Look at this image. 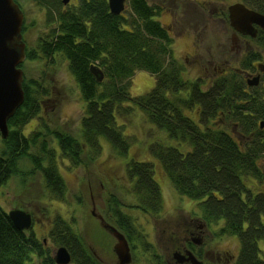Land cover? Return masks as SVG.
I'll list each match as a JSON object with an SVG mask.
<instances>
[{
    "label": "trees",
    "instance_id": "16d2710c",
    "mask_svg": "<svg viewBox=\"0 0 264 264\" xmlns=\"http://www.w3.org/2000/svg\"><path fill=\"white\" fill-rule=\"evenodd\" d=\"M18 1L13 0L19 6ZM29 1L45 9L49 30L25 50V62L52 65L55 57L65 60L85 102L84 116L77 137L47 124L25 135L51 92L47 83L23 73V103L7 122V137H0V187L12 177L23 179L22 174L34 173L30 166L41 177L44 193L63 199L66 188L58 157L72 167L80 166L83 156L99 153L101 140L117 156L125 157L130 143L117 119L139 109L168 139L180 144L181 149L160 143L149 146L175 193L196 201L198 217L206 224L222 221L221 232L238 239L234 264H264L257 245L264 242V191L252 184L264 178L259 168L264 165V125L259 127L264 124V87L247 91L235 71L216 79L205 91L199 82L183 79L172 56V38L154 20L164 8L152 0H127V11L119 15L109 12L107 0H76L68 8L62 0ZM239 2L264 15V0ZM255 41L264 48V32ZM253 60L247 55L242 68L249 70ZM91 67L102 73L101 82ZM139 71L152 75L155 84L143 96H132L130 79ZM192 109L198 123L184 112ZM217 115L230 121L232 131L212 125ZM125 167L131 191L138 198L137 209L156 214L161 199L152 163L130 160ZM114 202L109 210L116 229L129 243L140 241L130 217ZM49 237L55 247L68 251L73 264H100L61 217L55 218ZM142 244L154 255L151 245ZM0 264H54L49 249L33 235L17 230L1 206Z\"/></svg>",
    "mask_w": 264,
    "mask_h": 264
},
{
    "label": "rangeland",
    "instance_id": "374dc122",
    "mask_svg": "<svg viewBox=\"0 0 264 264\" xmlns=\"http://www.w3.org/2000/svg\"><path fill=\"white\" fill-rule=\"evenodd\" d=\"M76 2L69 0L64 8L71 7L77 4ZM152 3L164 8L154 20L161 23L172 38L171 52L176 65L182 70L184 79L199 82L201 90L205 91L220 78L219 69H227L228 74L225 76L232 75L235 69H243L241 63L247 55L255 59L254 64L259 62L264 65V48L255 40H248V47L245 48L244 45L241 50L238 48L239 43L232 44V30L222 15L230 5L243 4L239 0H212L206 5L202 14L195 0H152ZM18 4L24 17L25 31L22 32V40L27 48H32L38 36L49 30L45 27L46 12L33 1L19 0ZM125 9L127 11V4ZM22 66L26 77L47 83L51 92L50 99H46L44 103V110L29 122L24 134L34 128L38 129L41 124H47L52 130L77 137L80 121L84 116L85 102L80 97L65 60L55 57L52 65L24 61ZM249 70L251 71V68ZM260 80L259 91L264 87V73L260 74ZM154 84L155 78L152 75L136 72L130 79V94L143 96L154 87ZM183 94L181 92V95ZM184 112L194 121L199 122V118L193 115V109ZM117 123L123 125L124 134L127 135L130 143L125 157L117 156L110 144L101 139L99 153L93 155L90 152L89 157L83 156L81 159L83 163L80 166L72 167L67 162H61L58 157V171L66 188L63 199L59 200L45 194L41 177L31 170L30 166L28 169L34 173L22 174L23 179L19 176L12 177L0 187L2 209L6 212L22 209L30 213L34 225L31 231L26 233L32 232L34 237L49 249L51 257L57 247L52 243L49 231L55 218L61 217L79 234L97 260L102 264H117L112 252L115 240L99 227V222L94 218L101 217L105 223L116 228L115 220L109 210L110 203L115 200L118 201L120 211L130 217L134 234L140 240L132 242L134 251L131 264L155 263L148 261L149 259L154 261L153 255L148 253L146 246L142 244L154 245L156 239L153 236L156 233L158 236L157 229L146 224L149 219L159 220L160 229L176 228L175 223L192 218L193 215L200 219L197 202L175 193L160 163L149 153V146L155 143L170 145L177 149H181L180 144L168 139L166 134L152 125L139 109H135L128 117L118 118ZM212 125L227 132L232 131L231 127H233L224 115H217ZM130 160L152 163L153 178L158 185L161 199V208L155 212L156 214H145L136 207L138 198L132 193L131 184L126 176L125 164ZM259 168L264 170L263 163ZM252 184L264 191V178L261 183L252 180ZM222 224L218 221L207 226L213 232L212 236H207L208 257L215 260L216 253L212 247L215 244L217 251L232 257L227 262L223 259V263L218 262V264H234L239 251V242L235 236L220 231ZM157 241L162 248L161 239ZM257 245L263 256L264 242L260 241ZM153 249L155 252L151 250L152 254H161L156 245Z\"/></svg>",
    "mask_w": 264,
    "mask_h": 264
},
{
    "label": "water",
    "instance_id": "95a60500",
    "mask_svg": "<svg viewBox=\"0 0 264 264\" xmlns=\"http://www.w3.org/2000/svg\"><path fill=\"white\" fill-rule=\"evenodd\" d=\"M68 1L62 0V3L65 5ZM126 3L127 0H107L109 12L113 15L121 14ZM227 12L229 25L235 32L254 38L257 33L256 27L264 31L263 14L247 9L241 3L230 5ZM22 24L23 14L19 6L13 0H0V137L2 139L7 137L9 118L22 105L24 99L21 87L22 71L18 67L24 59ZM260 71L264 72V66L260 68ZM90 72L98 82L102 81V73L97 68L91 67ZM258 82V77H254L247 83L250 86H256ZM262 127L261 122L260 128ZM7 216L17 230L30 229L31 216L23 210H10ZM99 219L102 220V218ZM108 228L115 240L112 252L117 259V264H130L131 254L126 239L113 227ZM53 259L56 264L70 263V255L64 247L56 249ZM189 260L192 264H200L191 255Z\"/></svg>",
    "mask_w": 264,
    "mask_h": 264
},
{
    "label": "flooded vegetation",
    "instance_id": "af4514ba",
    "mask_svg": "<svg viewBox=\"0 0 264 264\" xmlns=\"http://www.w3.org/2000/svg\"><path fill=\"white\" fill-rule=\"evenodd\" d=\"M211 1L212 0H199V1L195 0V2L198 3V5L201 9L200 14L203 13V11L206 9V5L210 4ZM65 5H67V4H65ZM214 12H215V9L213 8V13ZM217 15H219V14H216V16ZM222 16L225 18V20L229 24L227 10H226V13ZM229 28L232 30V35H231L232 36V44L234 45L235 43H239L238 48L240 50H241V48L244 47V45H245V48H246V46L248 47V42H247L248 40H256L257 36L259 35V32H264V31H262L256 27V30H257L256 36L254 38H251L250 36H246V35L240 34L238 32H235L230 27V25H229ZM26 49H27V46L25 45V50ZM249 66L251 68V71L248 69L247 70H244V69H242V70L241 69H235L234 70L244 80V84H245L244 89H247V91L251 90L253 88H260L259 87L260 81H261L260 80V74L264 73V72L260 71V68H263L264 65L259 64V62L254 64V62L252 61L251 65H249ZM182 73L183 72H181V74ZM219 73H220V77H223L226 74H228L227 69H219ZM253 73H255V75ZM182 77L184 79L183 74H182ZM254 77H258V79H259L258 84L256 86L248 85L247 82L252 80ZM193 217H194V215H193ZM94 218L97 219V221L99 222V227L102 228L105 231V233L107 232L110 235V229L108 227H113V226L105 223L103 220H100L99 218H101V217L96 216ZM192 218H188V219L186 218L182 222L178 221L179 223H175L176 228L166 227V228H161V229L159 228L160 227L159 226V220L157 221L154 219H149V221H147L146 224L149 226L151 225V226H153V228L157 229L158 236H157V233L153 236L156 239V242L154 241L155 242L154 245H156V247H158V249H159V251H161L162 255L161 254H154L153 255L154 261L151 259H149L148 261L151 263L155 262L154 264H192L189 260V256L191 255L200 264H216V263L218 264V262L223 263V261H222L223 259H225V261L227 262L230 258H232L231 256H228V255L226 256L224 253L217 251L216 249H218V248L215 246V244L212 245V247L216 253V255L214 256L215 260H213L211 257L209 258L208 257V251H207L208 250L207 236H209V235L212 236L213 232L207 228L208 224H206V222H204L201 219H198L196 217H194L193 219ZM31 219H32V227H33L34 220H33L32 215H31ZM113 228L116 229L115 227H113ZM221 228H222V226L220 227V231H222ZM118 232L124 236V238L126 239V241L128 243L129 251L131 254V262H132V252L134 251V245H132V243L128 242L126 236L123 233H121L120 231H118ZM29 233H30L29 235H33L32 232H29ZM156 236H157V238H156ZM215 238H217V237H215ZM215 238H213V239H215ZM159 239H161L162 248L158 244L157 240H159ZM84 245H85V243H84ZM149 245H151V244H149ZM154 245H151V248H153ZM210 246H211V244H210ZM85 248H87L86 245H85ZM87 250L95 258V256L92 254V252H90V250L88 248H87ZM238 253H239V251H238ZM237 256H238V254H237ZM52 259H53V257H52ZM97 261L100 264H102L99 260H97ZM235 261H234V263H235ZM53 263L56 264L54 262V259H53ZM70 263L73 264L71 258H70Z\"/></svg>",
    "mask_w": 264,
    "mask_h": 264
}]
</instances>
